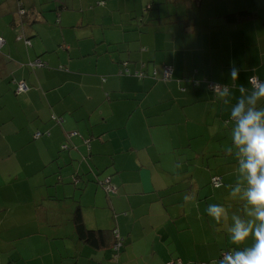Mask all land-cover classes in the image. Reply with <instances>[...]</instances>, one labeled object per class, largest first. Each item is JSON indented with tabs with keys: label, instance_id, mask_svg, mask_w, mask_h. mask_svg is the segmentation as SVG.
Returning <instances> with one entry per match:
<instances>
[{
	"label": "crops",
	"instance_id": "0c3cea01",
	"mask_svg": "<svg viewBox=\"0 0 264 264\" xmlns=\"http://www.w3.org/2000/svg\"><path fill=\"white\" fill-rule=\"evenodd\" d=\"M97 1L0 0V264H112L109 240L77 239V207L88 230L124 239L114 264H212L232 214L247 219L230 109L264 81V0Z\"/></svg>",
	"mask_w": 264,
	"mask_h": 264
},
{
	"label": "clouds",
	"instance_id": "9594fccd",
	"mask_svg": "<svg viewBox=\"0 0 264 264\" xmlns=\"http://www.w3.org/2000/svg\"><path fill=\"white\" fill-rule=\"evenodd\" d=\"M239 69L230 68L231 80H237ZM251 89L240 87V96L230 109L231 140L227 148L236 158V167L246 187L243 191L245 215L232 214V223L227 235L232 245L212 264H264V81L250 77ZM212 90H218V98L227 104L232 97L227 85L213 83ZM241 191L240 183L232 188L231 194ZM193 199H195L193 197ZM207 215L219 224L227 220L228 211L221 204H209ZM251 238L252 245L244 246Z\"/></svg>",
	"mask_w": 264,
	"mask_h": 264
},
{
	"label": "trees",
	"instance_id": "16d2710c",
	"mask_svg": "<svg viewBox=\"0 0 264 264\" xmlns=\"http://www.w3.org/2000/svg\"><path fill=\"white\" fill-rule=\"evenodd\" d=\"M98 2H103V4H104V1H97V3H96L97 5H98ZM99 6H101V5H99ZM146 8L147 9H151V6H147ZM20 11L23 12V14H21V16H23V15L26 14V12H25L24 9H22ZM252 15H253L252 12H249V11H241V12H238V13L228 14V15L225 16V19L227 21H230V22H234V21L236 22V21H239V20L244 19V18H249ZM41 63H42V65H41L42 67L45 66V64L43 62H41ZM37 67H39V66H37ZM138 73H140V72H138ZM172 76H173V70H172ZM252 77H254V76H252ZM169 80H171V79H169ZM169 80H167V81H169ZM180 81L181 82H184V83H189V84H191L192 87H196L197 88V87H201V86L206 87V84H207L206 82L207 81L209 82L211 80L208 79V78L193 80V79H190L188 77H183V78L180 79ZM213 83H216V82H213ZM217 84H221V83H217ZM221 85H224V84H221ZM228 87H229V89H231L230 86H228ZM27 91H28V87H27V90L25 92H20V93H26ZM182 91L184 92L185 89H182ZM16 92H17V87H16ZM53 120L59 124V122H58L59 120H56L54 117H53ZM73 133H75V132H73ZM35 134H37V133H35ZM35 134H34V138H38V137H35ZM65 148H66V146H64V144H63L62 149H65ZM221 184H222V182H221ZM73 225H74V232H75V235H76L77 239L79 241L85 243L86 245L94 248V249H102L101 247L109 240L110 243H111V255H110L108 261L111 262L112 264H114L113 257L115 255L118 256L120 254V252L122 251V249L124 247V242H125L124 239H123V242H122V244H121L118 252H115L114 251V245H116L118 243V241H119L118 240V237H117V234H116V231L114 229H112V230H88L84 226V223L82 221V215H81V211H80V208L79 207H77L76 210H75V212H74V215H73ZM227 250L228 249L221 250L219 252V254H218V257L223 252H225ZM169 263L177 264L176 261H172V262L170 261V262H168V264Z\"/></svg>",
	"mask_w": 264,
	"mask_h": 264
},
{
	"label": "built area",
	"instance_id": "2783aa9c",
	"mask_svg": "<svg viewBox=\"0 0 264 264\" xmlns=\"http://www.w3.org/2000/svg\"><path fill=\"white\" fill-rule=\"evenodd\" d=\"M103 4V2H98V5H102ZM20 13L21 14H23V12H21L20 11ZM3 44V38L0 36V46ZM34 66H41L42 65V63L40 62V60H36L35 62H34V64H33ZM135 75L136 76H139V77H142L143 76V74L142 73H135ZM254 77H256V76H254ZM172 78V69H170V68H165L164 69V71H163V74H162V80H164V81H167V80H169V79H171ZM256 78H258V77H256ZM259 79V78H258ZM207 84H206V86H207V88L209 89V90H211L212 92H214V93H218V90H212L211 89V87H210V85L211 84H213V82H211V81H207L206 82ZM251 87H252V84H251ZM27 90V87H26V84L25 83H18V85H17V92H25ZM75 134V133H74ZM40 136V134L39 133H37V134H35V137H39ZM221 178H219V177H213L212 179H211V184L214 186V187H218V186H220L221 185ZM107 189V188H106ZM114 191V189L113 188H108V191ZM116 234H117V232H116ZM117 237H118V235H117ZM120 237H118V243L116 244V245H114V251L115 252H118V250H119V248H120V246H121V244H122V242H123V239L122 238H120ZM117 257L118 256H114L113 257V260H114V263H116L117 262ZM169 264H172V263H169Z\"/></svg>",
	"mask_w": 264,
	"mask_h": 264
},
{
	"label": "rangeland",
	"instance_id": "374dc122",
	"mask_svg": "<svg viewBox=\"0 0 264 264\" xmlns=\"http://www.w3.org/2000/svg\"><path fill=\"white\" fill-rule=\"evenodd\" d=\"M99 1H101V0H99Z\"/></svg>",
	"mask_w": 264,
	"mask_h": 264
}]
</instances>
